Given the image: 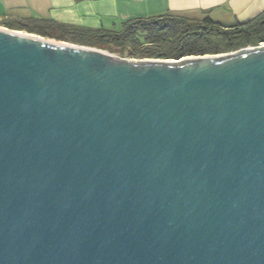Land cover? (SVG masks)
<instances>
[{
    "label": "water",
    "instance_id": "1",
    "mask_svg": "<svg viewBox=\"0 0 264 264\" xmlns=\"http://www.w3.org/2000/svg\"><path fill=\"white\" fill-rule=\"evenodd\" d=\"M0 264H264V43L132 59L0 28Z\"/></svg>",
    "mask_w": 264,
    "mask_h": 264
},
{
    "label": "trees",
    "instance_id": "2",
    "mask_svg": "<svg viewBox=\"0 0 264 264\" xmlns=\"http://www.w3.org/2000/svg\"><path fill=\"white\" fill-rule=\"evenodd\" d=\"M10 29L25 30L60 41L106 49L128 58L180 59L219 54L264 43V12L247 22L225 26L210 16L190 18L166 13L138 17L119 29L89 28L41 17L0 19Z\"/></svg>",
    "mask_w": 264,
    "mask_h": 264
},
{
    "label": "crops",
    "instance_id": "3",
    "mask_svg": "<svg viewBox=\"0 0 264 264\" xmlns=\"http://www.w3.org/2000/svg\"><path fill=\"white\" fill-rule=\"evenodd\" d=\"M6 16L41 17L89 28H110L166 13L210 16L228 26L264 12V0H2ZM0 15V19L4 17ZM111 29V28H110Z\"/></svg>",
    "mask_w": 264,
    "mask_h": 264
},
{
    "label": "rangeland",
    "instance_id": "4",
    "mask_svg": "<svg viewBox=\"0 0 264 264\" xmlns=\"http://www.w3.org/2000/svg\"><path fill=\"white\" fill-rule=\"evenodd\" d=\"M2 3H3V1L2 0H0V15H4L5 13L3 12V9H2ZM4 17H6V15H4ZM8 17V16H7ZM12 17H17V16H12ZM0 27L1 28H8V29H10L9 27H7V26H5V24H3V23H0ZM111 29H119L120 28V26H115V27H110ZM20 31H23V32H28V31H25V30H20ZM29 33V32H28ZM36 34V33H35ZM46 38H48V37H46ZM50 39H53V40H56V39H54V38H50ZM60 41V40H59ZM64 42H69V43H73V42H70V41H64ZM74 44V43H73ZM75 44H77V43H75ZM104 50H106V49H104ZM106 51H108V50H106ZM108 52H110V51H108ZM112 53V52H111ZM116 56H119V54L118 53H114ZM132 59H135V58H132ZM137 59V58H136Z\"/></svg>",
    "mask_w": 264,
    "mask_h": 264
},
{
    "label": "bare ground",
    "instance_id": "5",
    "mask_svg": "<svg viewBox=\"0 0 264 264\" xmlns=\"http://www.w3.org/2000/svg\"><path fill=\"white\" fill-rule=\"evenodd\" d=\"M0 28H1V27H0ZM20 33L28 34V32L25 33V32H23V31H20ZM32 35H34V34H32Z\"/></svg>",
    "mask_w": 264,
    "mask_h": 264
}]
</instances>
